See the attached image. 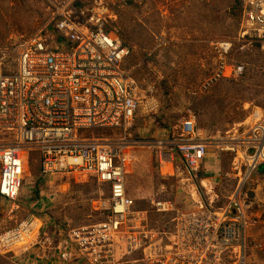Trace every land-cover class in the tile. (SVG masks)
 <instances>
[{
	"label": "built area",
	"instance_id": "obj_1",
	"mask_svg": "<svg viewBox=\"0 0 264 264\" xmlns=\"http://www.w3.org/2000/svg\"><path fill=\"white\" fill-rule=\"evenodd\" d=\"M68 1L54 3L46 26L35 34L0 46V198L18 202L24 154L34 151L40 178H92L106 187L107 195L101 194L94 203L103 218L68 226L41 244L40 235L46 231L37 227L36 215L29 213L0 230V255L17 258L30 242L34 248L56 250L61 262L111 264L118 245L127 258L140 256L135 263L228 264L231 260L244 264L248 221L247 195L242 190L264 165V108L254 106L232 133L207 134L188 112L169 136L132 139L136 117L140 113L147 117L156 108L147 98L143 103L140 85L126 69L132 50L96 13L93 5L100 0ZM238 5L240 39L264 51V0H239ZM216 47L217 74L206 86L223 78H239L244 70L242 65H227L230 42ZM246 121L249 128L243 132ZM229 144L231 150L222 151L220 146ZM135 147L154 154L161 177L173 178L182 168L186 182L198 179L210 149L227 153L231 161L226 178L236 185L220 207L213 206L216 195L205 203L202 192L191 208H178L167 197L156 198L150 202V212L157 220H151L148 211L135 210L126 192L129 158L125 151ZM167 168L170 172H164Z\"/></svg>",
	"mask_w": 264,
	"mask_h": 264
},
{
	"label": "rangeland",
	"instance_id": "obj_2",
	"mask_svg": "<svg viewBox=\"0 0 264 264\" xmlns=\"http://www.w3.org/2000/svg\"><path fill=\"white\" fill-rule=\"evenodd\" d=\"M76 1L84 4V0ZM65 2L69 1L0 0V46H10L25 40L44 28L50 18L52 5ZM181 2L186 3V30L175 33V39L170 42L169 26L180 24L175 20L177 17H172L169 21V10H177L175 6ZM238 4L239 0H100L93 5L96 13L107 20L106 26L114 28L124 43L139 50L150 49L144 57L151 62L156 60V65H159L156 66L159 73L152 71L160 75L156 78L149 76L146 79V70L139 69L140 79L137 78V83L141 88L140 96L144 97L143 103L147 98L156 104L153 114L147 117L142 114L146 120L159 123L161 128L169 130V124L176 125L188 112H192L197 118L198 128L207 129L204 126L210 125L212 127L206 130L207 134L214 136L216 130H227L234 120L235 123L242 121L245 115L248 116L247 112L260 105L264 93V51L256 44L240 39L242 18ZM162 14L166 19L160 18ZM142 22L145 28L140 24ZM161 32L164 42L157 48L150 33L155 35ZM180 39L185 40L183 47L187 49L183 59L181 51L172 47ZM226 41L231 43V49L225 56L227 65H242L243 73L237 79L223 78L206 86L217 74L219 53L216 44ZM180 46L178 44V48ZM169 48L178 52L172 58V62L178 60L172 63L178 66L172 68L178 74L172 71V75H181V79L174 80L173 87L169 86ZM131 50L132 56L133 49ZM228 118L232 120L226 121ZM249 122H244L242 131ZM143 136L137 138L131 134V138L136 141L162 138ZM220 147H223L224 152L230 151L224 149L230 146ZM125 153L129 158L126 192L134 200L135 210L148 211L151 220H157V217L150 212V202L159 197L169 198L178 208H191L194 200L192 189H197L198 186L200 188L203 177L210 180L212 187L208 191L209 183L206 182L208 188L200 190L207 195L204 197L201 194V198L206 203V200H212L216 195L214 207L224 205L236 185V181L226 178L230 174V155L214 149L208 151L206 161L215 159L216 171L209 173V169L204 173L202 169L196 182H186V174L182 168H179L173 178L161 177L154 162V154L145 147H135ZM24 161L26 166L18 202L12 204L0 199V230L12 226L29 213L36 215L37 227L41 223L38 216L46 217L44 221L47 218H51L52 222L56 219L62 224V228L68 225L74 228L103 218V214L94 210V203L100 199L101 194L103 197L107 195L106 187L99 186L92 178L74 180L52 177L42 182L39 180L38 154L34 151L26 152ZM176 164L180 165L179 160ZM164 172H170L169 168ZM35 191L42 195L39 196L40 200L47 203V206L29 208L27 202L26 206H22V198H32ZM242 192L247 195L245 205L248 221L244 264H264V165L253 172ZM196 198L198 201V195ZM18 204L20 208L15 211ZM114 249L111 264H144L135 263L134 260H138L140 256L127 258L121 246L116 245ZM0 264H22V261L10 255H0ZM228 264H232V261L228 260Z\"/></svg>",
	"mask_w": 264,
	"mask_h": 264
},
{
	"label": "crops",
	"instance_id": "obj_3",
	"mask_svg": "<svg viewBox=\"0 0 264 264\" xmlns=\"http://www.w3.org/2000/svg\"><path fill=\"white\" fill-rule=\"evenodd\" d=\"M185 5H186L185 2H181L180 5L175 6L177 8V10H175V11H171V9L169 10V16H168L169 17V21H170V19L172 17L173 18L177 17V19H175V20L179 22L178 24H180L179 26H174V25L169 26V32L171 31V34H170V39L171 40H170V42H172L173 39H175V37H176L175 33H183L186 30L185 27L187 26V23L184 22V20L187 18L186 12H185V9H184ZM162 15H160V18L161 19H166L165 18L166 16H164V15L162 16ZM140 24H142V27L145 28V25H144L143 22L140 23ZM150 35L153 36V38L155 40V44H157L156 47L159 48L161 46V44L164 42V39L162 37L163 32H161L160 34H155V35H154V33L153 34L150 33ZM120 39L122 40L121 37H120ZM184 41L185 40H183V39L177 40L175 42L176 45L172 46V47L177 48L179 51H181V58L182 59L184 58L185 50H187L186 48L183 47ZM122 42L124 43V41H122ZM124 44L129 46V47H131L133 49V55L126 61V67H127L126 69H128L129 71L131 70L130 72L132 73V76L136 77L134 79L138 80L137 78H139L138 76H139V73H140L139 69L140 70H142V69L146 70L145 71L147 73L146 79L149 78V76L154 77V78H156V76H160V75H156V74H154L152 72V71L156 70V72L159 73L157 71V67H156V66H159V65H156V60H152V62H151V61H149L148 59H146L144 57V56L147 55L146 51H149L150 49L139 50L138 48L132 47L131 45L127 44L126 42ZM178 44H181V46L179 48H178ZM177 55H178V52L176 50H172L171 48H169V62H170L169 63V86L170 87H173L172 84H173L174 80L175 79L178 80L177 78H180L179 76H181V75H178L177 77H175V76L172 75V71L173 72L176 71V70L174 71L172 68L173 67L178 68L177 65L174 66L172 64L173 62H177L178 61L177 60V61H173L172 62V60H173L172 58L177 56ZM187 55H188V53H187ZM175 73H177V71ZM148 74H150V75H148ZM247 106H250V104H247ZM247 114L249 115L248 112H247ZM148 116H150V115H148ZM153 117H151V118H153ZM246 118H247V116L245 115V118L242 119V121L237 122V123H235L236 120H234L232 122V126L227 129L228 130L227 133H232L231 130H234L236 127H239L241 125V123ZM230 120H232V119L228 118L226 121H230ZM226 121H225V123H226ZM135 122H136V124H135V127H134L133 131H132V135H134L137 138H141L143 136V133H144L143 137H148V136L150 137L151 136V138L152 137H159V136H169L171 134L172 128L174 127V125L169 124L171 126V127H169V130H167L165 128H161L159 123H155L154 121L149 120V119L146 120L143 117L142 113H140L136 117V121ZM210 127H212V126L207 125V126H204V128H207V129H201V130L206 131V130H209ZM217 132H219L220 134H222V133L224 134V132H226V129L223 130V131L216 130L215 134ZM155 135H158V136H155ZM221 153H224V152H221ZM221 153H218V154H221ZM230 161H231V158H230ZM216 165L217 164H216V160L215 159L214 160L210 159L208 161H205V164L203 166V172L205 173L207 170L210 169L209 173H211L212 171L214 173L216 171ZM25 166H26V164H25ZM39 180L42 181V182H44V181L46 182V179L39 178ZM203 181L209 183L208 191H211L210 188L212 186H211L210 180L206 179V177H203ZM197 186H198V184H197ZM194 191L196 192V194L198 192L201 194V192H202L200 190L199 186L197 187V191L196 190H194ZM34 193H36V192H34ZM203 193L204 192H202V195H203ZM40 195L37 192L32 198L31 197L26 198L25 201L24 200L22 201V206H26L27 203H29L27 205V207H29V208H32V207L37 206V205L40 206V207L47 206V203H45L44 201L40 200V197H39ZM18 206L20 207V204H18ZM44 218H46V217H41L42 221L40 223V226L42 227L41 231H46V235L45 236H43L42 234L40 235V243L41 244H46L48 242V239L53 238L57 231L60 232V233L65 232L66 228L69 226L68 225L66 228H62L61 226H58L59 225V223H58L59 221H57L56 219L52 222L50 220L51 218H47L46 221L43 220ZM30 245H31V243L29 242V245L26 246V249L25 248L23 249L24 251L21 253V256H20V254H18L17 258H15L18 261H21V258H22V261H23L22 264H85V263H81L80 261H77V262H69V261L61 262V261H59L57 259V251L56 250H53L52 248H49L48 246H47L48 249L42 250L39 245L35 246V248L31 247ZM51 247H53V245H51ZM26 257H27V259H26Z\"/></svg>",
	"mask_w": 264,
	"mask_h": 264
},
{
	"label": "bare ground",
	"instance_id": "obj_4",
	"mask_svg": "<svg viewBox=\"0 0 264 264\" xmlns=\"http://www.w3.org/2000/svg\"><path fill=\"white\" fill-rule=\"evenodd\" d=\"M243 73V72H242ZM242 75V74H241ZM232 78H234V79H237V77H232ZM264 97V93L262 94V97H261V102H260V105H257V106H260L261 108H264V104H262V98ZM252 111V110H251ZM260 115H261V113H259ZM188 116V115H187ZM197 119V118H196ZM249 119H251V118H248V120ZM247 122V121H246ZM197 127H198V123H197ZM248 126H246V128L244 129V131L243 132H246L247 130H248ZM228 146H230V147H225L224 149L225 150H231V148L233 147L232 146V144H229ZM221 148H223V147H221ZM199 178V177H198ZM198 179H196V180H194V181H192V182H196ZM202 184H200V188L202 189V188H208L207 187V185H206V182L205 181H203V182H201ZM242 189V187H238V190L240 191ZM193 190V195H194V199H197L196 198V196H197V194H196V192L194 191V189H192ZM192 192V191H191Z\"/></svg>",
	"mask_w": 264,
	"mask_h": 264
},
{
	"label": "clouds",
	"instance_id": "obj_5",
	"mask_svg": "<svg viewBox=\"0 0 264 264\" xmlns=\"http://www.w3.org/2000/svg\"><path fill=\"white\" fill-rule=\"evenodd\" d=\"M51 220V219H50ZM60 226H62V224L60 222H58Z\"/></svg>",
	"mask_w": 264,
	"mask_h": 264
},
{
	"label": "trees",
	"instance_id": "obj_6",
	"mask_svg": "<svg viewBox=\"0 0 264 264\" xmlns=\"http://www.w3.org/2000/svg\"><path fill=\"white\" fill-rule=\"evenodd\" d=\"M36 192V191H35ZM37 193V192H36Z\"/></svg>",
	"mask_w": 264,
	"mask_h": 264
}]
</instances>
